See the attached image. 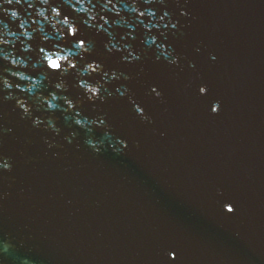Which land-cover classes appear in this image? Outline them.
Returning <instances> with one entry per match:
<instances>
[{
    "label": "water",
    "instance_id": "obj_1",
    "mask_svg": "<svg viewBox=\"0 0 264 264\" xmlns=\"http://www.w3.org/2000/svg\"><path fill=\"white\" fill-rule=\"evenodd\" d=\"M40 264H264V0H134Z\"/></svg>",
    "mask_w": 264,
    "mask_h": 264
},
{
    "label": "snow or ice",
    "instance_id": "obj_2",
    "mask_svg": "<svg viewBox=\"0 0 264 264\" xmlns=\"http://www.w3.org/2000/svg\"><path fill=\"white\" fill-rule=\"evenodd\" d=\"M51 66L53 67V68H59L60 67V65L56 62V61H52L51 62ZM204 89L203 88H201V91H203ZM213 111L215 112V111H219V109L218 108H213ZM235 209H234V207L233 206H228L227 207V211L228 212H233ZM169 255H170V257L173 259V260H175V258L177 257V253L175 252V251H171L170 253H169Z\"/></svg>",
    "mask_w": 264,
    "mask_h": 264
},
{
    "label": "clouds",
    "instance_id": "obj_3",
    "mask_svg": "<svg viewBox=\"0 0 264 264\" xmlns=\"http://www.w3.org/2000/svg\"><path fill=\"white\" fill-rule=\"evenodd\" d=\"M16 15V13L15 12H13V16H15Z\"/></svg>",
    "mask_w": 264,
    "mask_h": 264
}]
</instances>
